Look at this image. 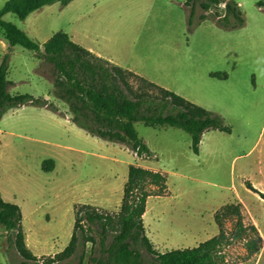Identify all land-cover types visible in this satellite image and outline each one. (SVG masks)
<instances>
[{"label": "rangeland", "instance_id": "obj_1", "mask_svg": "<svg viewBox=\"0 0 264 264\" xmlns=\"http://www.w3.org/2000/svg\"><path fill=\"white\" fill-rule=\"evenodd\" d=\"M234 1L243 23L232 28L210 18L223 12L222 3L206 11L196 5L195 22L188 26L183 0L54 1L22 19L2 14L38 42L62 30L97 55L129 65L217 113L229 126V131H202L193 152L185 130L136 121L149 152L135 155L126 144L75 125L52 92L51 65L32 49L8 45L0 28V57L7 52L5 75L13 81L7 91L47 98L57 107L24 103L0 117V196L18 204L24 242L32 253L52 254L66 244L75 203L117 210L126 167L133 163L165 176L166 189L147 196L142 216L155 249L192 246L210 236L217 230L214 210L238 201L244 220L261 235L259 251L239 264H264V199L242 183L247 178L264 191V0ZM199 13L207 17L198 20ZM213 71L225 76L210 75ZM47 158L52 167L42 169ZM12 237L0 225V264H17L21 258ZM94 247L85 242L78 264H89ZM227 251L241 253L242 248L236 243Z\"/></svg>", "mask_w": 264, "mask_h": 264}, {"label": "trees", "instance_id": "obj_2", "mask_svg": "<svg viewBox=\"0 0 264 264\" xmlns=\"http://www.w3.org/2000/svg\"><path fill=\"white\" fill-rule=\"evenodd\" d=\"M54 1L65 5L70 0H4L0 6V28L8 45L19 44L32 49L51 65L52 92L65 103L69 119L75 125L90 135L126 144L135 155L149 152L137 134L136 121L148 126L167 124L185 130L190 136L193 152L198 150L202 131L209 128L229 131V126L217 113L97 55L62 30L54 31L38 42L2 18L3 13L12 12L22 19L29 12ZM183 3L188 6V26L194 20L196 5L206 11L218 3H222L223 12L210 17L218 26L232 28L243 23L234 0H183ZM205 17V13L197 16L198 20ZM6 58L7 52H3L0 57V117L7 109L24 103L57 111L47 98L7 91L10 80L5 75ZM209 74L225 76L219 71ZM40 165L42 169H50L52 160L43 159ZM242 183L264 199V191L254 187L247 178ZM165 189L162 172L129 163L118 209L108 211L89 203H75L69 238L52 254L40 256L30 251L24 242L18 204L1 196L0 225L12 233V245L21 257L17 264H78L88 240L95 246L88 257L89 264H233L259 251V230L252 221L244 220L238 201L221 204L214 210L212 217L217 230L210 236L192 246L155 249L144 232L142 216L147 196L162 194ZM224 220L229 221V226ZM236 243L240 244L241 253L227 251ZM73 256L76 261L72 260Z\"/></svg>", "mask_w": 264, "mask_h": 264}, {"label": "crops", "instance_id": "obj_3", "mask_svg": "<svg viewBox=\"0 0 264 264\" xmlns=\"http://www.w3.org/2000/svg\"><path fill=\"white\" fill-rule=\"evenodd\" d=\"M30 13V12H29ZM3 44V43H2ZM3 46H4V44H3ZM90 50V49H89ZM92 51V50H91ZM101 56V55H100ZM103 57V56H102ZM104 58H106V59H108V57H104ZM108 60H110V59H108ZM110 61H112V60H110ZM112 62H114L115 63V61H112ZM118 64V63H117ZM120 66H123V67H126V68H129V69H131V70H133V69H135V68H133V67H131V66H129V65H126V64H119ZM134 71V70H133ZM134 72H136V71H134ZM138 73V72H137ZM138 74H140V73H138ZM11 83L13 84V81L11 80V82H10V84L9 85H11ZM146 205V204H145ZM144 212V211H143ZM242 262V261H241ZM241 262H237V263H233V264H239V263H241Z\"/></svg>", "mask_w": 264, "mask_h": 264}]
</instances>
